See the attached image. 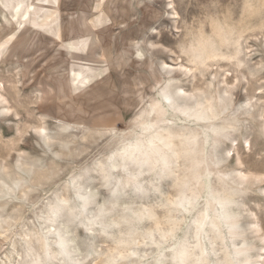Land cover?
<instances>
[{"label":"rangeland","instance_id":"rangeland-1","mask_svg":"<svg viewBox=\"0 0 264 264\" xmlns=\"http://www.w3.org/2000/svg\"><path fill=\"white\" fill-rule=\"evenodd\" d=\"M228 257L264 264V0H0V264Z\"/></svg>","mask_w":264,"mask_h":264},{"label":"clouds","instance_id":"clouds-1","mask_svg":"<svg viewBox=\"0 0 264 264\" xmlns=\"http://www.w3.org/2000/svg\"><path fill=\"white\" fill-rule=\"evenodd\" d=\"M221 220L226 224V225H228L229 224V217L227 216V214H223L222 216H221ZM229 227H230V225H229ZM243 253L242 252H240L239 250L237 251V257L239 256V255H242ZM185 264H187V261L185 262ZM204 264H207V262H204ZM223 264H239V261H238V259L237 258H235V257H228L224 262H223Z\"/></svg>","mask_w":264,"mask_h":264},{"label":"snow or ice","instance_id":"snow-or-ice-1","mask_svg":"<svg viewBox=\"0 0 264 264\" xmlns=\"http://www.w3.org/2000/svg\"><path fill=\"white\" fill-rule=\"evenodd\" d=\"M84 83H86V82H81V86H83Z\"/></svg>","mask_w":264,"mask_h":264}]
</instances>
